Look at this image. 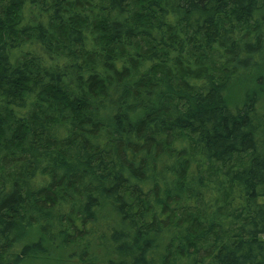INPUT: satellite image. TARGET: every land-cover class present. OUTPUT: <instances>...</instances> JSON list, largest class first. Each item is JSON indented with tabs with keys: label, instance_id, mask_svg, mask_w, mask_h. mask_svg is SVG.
<instances>
[{
	"label": "trees",
	"instance_id": "16d2710c",
	"mask_svg": "<svg viewBox=\"0 0 264 264\" xmlns=\"http://www.w3.org/2000/svg\"><path fill=\"white\" fill-rule=\"evenodd\" d=\"M263 49L264 0H0V264H264Z\"/></svg>",
	"mask_w": 264,
	"mask_h": 264
},
{
	"label": "rangeland",
	"instance_id": "374dc122",
	"mask_svg": "<svg viewBox=\"0 0 264 264\" xmlns=\"http://www.w3.org/2000/svg\"><path fill=\"white\" fill-rule=\"evenodd\" d=\"M256 59L257 60H261V62H260V67L259 68H257V69H255L254 71H253V73H258L259 71H262V72H264V49H263V51L262 52H260V53H258L257 55H256ZM248 72V71H247ZM264 93V92H263ZM238 101V100H237ZM259 108H260V110L261 111H264V94L262 95V97H261V102H260V106H259ZM49 262H50V260H48L47 261V263L49 264ZM57 262V260H54V263H56ZM57 264V263H56Z\"/></svg>",
	"mask_w": 264,
	"mask_h": 264
}]
</instances>
